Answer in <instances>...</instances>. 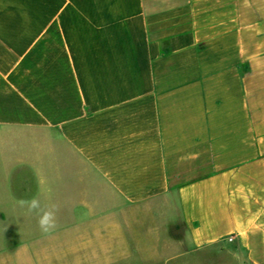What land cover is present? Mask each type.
<instances>
[{"label": "crops", "instance_id": "0c3cea01", "mask_svg": "<svg viewBox=\"0 0 264 264\" xmlns=\"http://www.w3.org/2000/svg\"><path fill=\"white\" fill-rule=\"evenodd\" d=\"M0 187L79 257L264 264V0H0Z\"/></svg>", "mask_w": 264, "mask_h": 264}, {"label": "rangeland", "instance_id": "374dc122", "mask_svg": "<svg viewBox=\"0 0 264 264\" xmlns=\"http://www.w3.org/2000/svg\"><path fill=\"white\" fill-rule=\"evenodd\" d=\"M4 204L5 201L0 202V207ZM84 230L80 229L76 235H85ZM91 231H94L92 236L102 234L101 228ZM72 235V229H56L44 235L37 226L35 214L0 211V264H105L102 257L89 259L81 252L79 257L76 252L80 248V251L102 254L103 243L73 244Z\"/></svg>", "mask_w": 264, "mask_h": 264}, {"label": "clouds", "instance_id": "9594fccd", "mask_svg": "<svg viewBox=\"0 0 264 264\" xmlns=\"http://www.w3.org/2000/svg\"><path fill=\"white\" fill-rule=\"evenodd\" d=\"M19 205L26 209L28 214H35L37 226L42 234L50 235L57 229V210L55 207L42 206L39 194L20 200Z\"/></svg>", "mask_w": 264, "mask_h": 264}]
</instances>
